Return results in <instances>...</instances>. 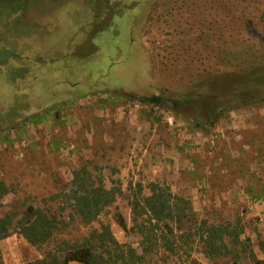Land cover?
<instances>
[{
	"label": "rangeland",
	"instance_id": "rangeland-1",
	"mask_svg": "<svg viewBox=\"0 0 264 264\" xmlns=\"http://www.w3.org/2000/svg\"><path fill=\"white\" fill-rule=\"evenodd\" d=\"M257 75L243 91L264 89V0H22L0 15V217L15 219L0 264L62 261L88 241L104 264H253L250 252L264 264V101L201 130L124 96L228 101ZM80 168L119 190L88 224L66 196ZM150 183L191 215L134 219ZM28 208L55 221L38 246L17 232ZM210 225L235 226L245 246L206 255Z\"/></svg>",
	"mask_w": 264,
	"mask_h": 264
},
{
	"label": "trees",
	"instance_id": "trees-1",
	"mask_svg": "<svg viewBox=\"0 0 264 264\" xmlns=\"http://www.w3.org/2000/svg\"><path fill=\"white\" fill-rule=\"evenodd\" d=\"M21 4L22 0H0V15L9 17L17 13L20 10ZM261 80L262 76L257 75L254 76V78L247 77L243 84L237 81L234 86L232 100L219 102L214 98L207 104H204L205 100L193 98L189 94H183L179 98L167 97L164 95L136 97L126 93L124 96L142 104L156 108L169 109L180 116L192 118V125L194 128L208 130L214 127L219 120L224 118L232 110L240 108L242 102L250 105L263 102L264 89L259 92V95H254L248 90L243 91L247 81L248 84L254 87L253 81L259 83ZM257 83H255V85ZM68 190L70 194L66 196L68 197V201L72 204L74 213L86 224L93 222L101 210L109 206L114 201L115 195L119 193V190L115 188L106 189L103 186L102 179H94L85 168H80L73 173ZM148 190L149 194L142 197V189L138 186L137 193L131 199L130 204L134 219L146 215L149 223L152 221L155 223L166 221L181 223L191 215L190 202L187 199L172 194L167 185L150 183L148 185ZM0 193H7L6 187L1 182ZM26 214L27 217L29 215L31 219L28 218L23 221H17L18 234L32 246L45 243L50 238L52 230L55 228L54 218L48 217L38 209L31 211V209L28 208ZM13 223H15V219L9 213L0 217V239L8 236V230L12 227ZM118 224L123 228V219L120 216L118 217ZM165 227L167 228L168 226L165 225ZM203 233L204 235H202L201 238L204 244V253L208 256L223 255L228 250L229 246H245V243L240 240V232L235 226L210 225L205 228ZM102 235L105 236V233H102ZM92 245L93 244L88 241L76 251L70 249L69 253L63 257L62 261L52 257L48 263L42 258L30 264H68L69 262H77L80 264H104L102 257L95 255L92 251ZM250 257L253 264H262L261 261L255 258L252 252H250Z\"/></svg>",
	"mask_w": 264,
	"mask_h": 264
}]
</instances>
